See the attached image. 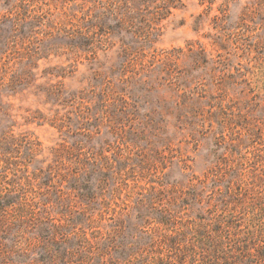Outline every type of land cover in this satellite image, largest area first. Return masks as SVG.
I'll use <instances>...</instances> for the list:
<instances>
[{"label":"rangeland","instance_id":"obj_1","mask_svg":"<svg viewBox=\"0 0 264 264\" xmlns=\"http://www.w3.org/2000/svg\"><path fill=\"white\" fill-rule=\"evenodd\" d=\"M199 181L204 209L264 193V0H0V264L9 238L31 264H135L138 205ZM259 217L232 264H264Z\"/></svg>","mask_w":264,"mask_h":264},{"label":"trees","instance_id":"obj_2","mask_svg":"<svg viewBox=\"0 0 264 264\" xmlns=\"http://www.w3.org/2000/svg\"><path fill=\"white\" fill-rule=\"evenodd\" d=\"M165 1L168 5L173 3V0ZM8 12L12 13L11 8H8ZM3 151L8 153L10 148H3ZM31 153L32 149L29 148L27 154ZM53 170V166L49 165L45 170L42 169V174L35 172V177H41L42 182L47 184L52 181ZM102 175L104 176V174ZM28 178L29 176H25V179ZM78 182L83 183L80 176L77 174L71 176L70 189L81 191L83 188ZM200 183V181L191 182L180 195L179 202H173V204L178 205L179 209L167 207L164 201L160 203L159 201H162V199L159 197L154 198L157 201L150 197L149 205L152 206L150 220H147L149 214H145L144 208L140 210V204L138 205L140 215H138L135 224H132V229L135 227L137 232L140 231V235L137 237L134 246L138 247L142 244L144 246L137 255L135 264H143L148 260V264H232L241 261L243 253L248 252L251 254L252 245L254 244L252 238H257L255 232H253L252 223L256 225L254 221L259 216L257 213L252 212L250 208H255L258 204L262 207L264 193H261L256 201L253 200V202L245 204L243 193L232 194L233 189L226 188L216 196L214 206L210 209H204L201 207L204 188ZM87 188L92 190L91 187ZM80 197L83 200H88L90 196L87 193H81ZM169 198L173 200V198ZM14 202L12 196L0 198V211L12 206ZM240 204V209H238ZM190 205H198L200 209L195 217L186 212L181 213L183 206L185 209L186 206ZM245 218H247L250 225L248 227L242 222V219ZM259 224L264 226V221L261 218ZM147 225H150V229L144 232L143 229ZM80 237L82 240L77 243L78 245L86 242L88 244L92 243L86 233ZM9 239L10 242L6 244L7 249L3 254L6 262L31 264L27 259V251L21 250L22 244H20L18 238ZM101 245H103L102 249H107L109 245L107 238L103 240ZM128 250L122 246L119 253L124 255ZM64 251L66 252L65 248ZM258 252L264 257L263 250L261 252L258 250ZM91 264H94V262Z\"/></svg>","mask_w":264,"mask_h":264}]
</instances>
